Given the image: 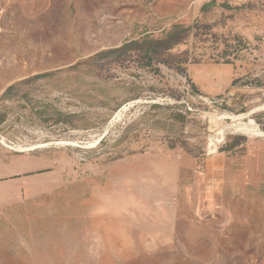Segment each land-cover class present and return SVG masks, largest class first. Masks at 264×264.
Returning <instances> with one entry per match:
<instances>
[{
  "label": "rangeland",
  "instance_id": "obj_1",
  "mask_svg": "<svg viewBox=\"0 0 264 264\" xmlns=\"http://www.w3.org/2000/svg\"><path fill=\"white\" fill-rule=\"evenodd\" d=\"M0 264H264V0H0Z\"/></svg>",
  "mask_w": 264,
  "mask_h": 264
},
{
  "label": "bare ground",
  "instance_id": "obj_2",
  "mask_svg": "<svg viewBox=\"0 0 264 264\" xmlns=\"http://www.w3.org/2000/svg\"><path fill=\"white\" fill-rule=\"evenodd\" d=\"M226 119H232V120H234V119H237V118H239L238 116H224ZM105 135V134H104ZM102 138V137H101ZM101 138H99L97 141H96V143H99L100 142V140H101ZM72 145V144H71ZM28 150V149H27ZM33 150V149H32ZM22 151V150H21Z\"/></svg>",
  "mask_w": 264,
  "mask_h": 264
},
{
  "label": "trees",
  "instance_id": "obj_3",
  "mask_svg": "<svg viewBox=\"0 0 264 264\" xmlns=\"http://www.w3.org/2000/svg\"><path fill=\"white\" fill-rule=\"evenodd\" d=\"M177 29H178V28L176 27V31H177ZM174 34H175V32H174ZM174 34H171V36H173ZM227 63H229V62H227Z\"/></svg>",
  "mask_w": 264,
  "mask_h": 264
},
{
  "label": "water",
  "instance_id": "obj_4",
  "mask_svg": "<svg viewBox=\"0 0 264 264\" xmlns=\"http://www.w3.org/2000/svg\"><path fill=\"white\" fill-rule=\"evenodd\" d=\"M101 141V140H100Z\"/></svg>",
  "mask_w": 264,
  "mask_h": 264
}]
</instances>
